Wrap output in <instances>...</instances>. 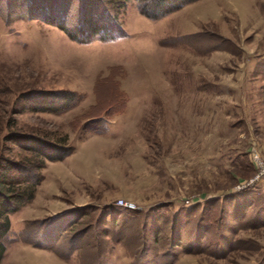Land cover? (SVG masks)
Listing matches in <instances>:
<instances>
[{
    "label": "rangeland",
    "instance_id": "obj_1",
    "mask_svg": "<svg viewBox=\"0 0 264 264\" xmlns=\"http://www.w3.org/2000/svg\"><path fill=\"white\" fill-rule=\"evenodd\" d=\"M55 3L57 23L91 18L114 39L0 16V155L26 153L10 132L75 146L12 216L1 264H264V176L238 188L264 163V0H197L159 19L137 0ZM40 90L76 100L29 110L22 96ZM42 220L40 246L20 239Z\"/></svg>",
    "mask_w": 264,
    "mask_h": 264
},
{
    "label": "trees",
    "instance_id": "obj_2",
    "mask_svg": "<svg viewBox=\"0 0 264 264\" xmlns=\"http://www.w3.org/2000/svg\"><path fill=\"white\" fill-rule=\"evenodd\" d=\"M195 1L197 0H137L140 12L152 19L162 18ZM55 2L58 0H0L1 9H5L3 14L0 11V16L7 22L20 19L45 21L59 27L72 40L80 43H89L96 39L105 41L114 39L113 35L107 33L106 26L100 21H96L95 24L91 18L86 21L91 23L89 30L84 28L71 30L63 23H57L55 15L59 3ZM80 2L84 4V7L86 5L88 9L90 8L88 5L90 0H80ZM63 7L62 11L64 12L65 5ZM22 98L29 110L50 112L69 110L76 100L72 93L66 91L44 90L27 93ZM5 140L21 147L26 153L19 157L0 155V264L4 259L10 240L8 234L12 228V216L35 199L38 187L45 179L44 169L48 162L62 161L75 152V146L70 142V137L67 134L57 140H50L40 136L10 132L5 136ZM261 195L264 197L262 193ZM186 209L190 208L186 207ZM185 210L177 211L173 218L181 217ZM149 212L151 211H146L144 214H149ZM153 214L157 213L153 212ZM59 216L61 214L56 218ZM163 217V214H159V219ZM45 222V220L28 221L20 239L40 246L39 243L31 241L30 228L32 224ZM181 237L182 234H180L176 246H179ZM175 258L171 259L168 264H173Z\"/></svg>",
    "mask_w": 264,
    "mask_h": 264
},
{
    "label": "built area",
    "instance_id": "obj_3",
    "mask_svg": "<svg viewBox=\"0 0 264 264\" xmlns=\"http://www.w3.org/2000/svg\"><path fill=\"white\" fill-rule=\"evenodd\" d=\"M255 160L257 161L258 163V168H259V172L258 174L250 179V180H247V181H244L241 185H239V190H243L245 188H250V187H253L257 184H260L262 181H263V176H264V163L262 162L261 159H259V157H255ZM261 192L262 194L264 195V186L261 188ZM120 204H124L125 207H128V208H132V206L128 203H124L123 201H119Z\"/></svg>",
    "mask_w": 264,
    "mask_h": 264
}]
</instances>
